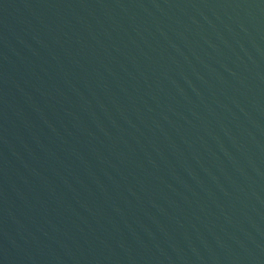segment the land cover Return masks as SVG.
Returning a JSON list of instances; mask_svg holds the SVG:
<instances>
[{"label": "water", "instance_id": "obj_1", "mask_svg": "<svg viewBox=\"0 0 264 264\" xmlns=\"http://www.w3.org/2000/svg\"><path fill=\"white\" fill-rule=\"evenodd\" d=\"M0 264H264V0H0Z\"/></svg>", "mask_w": 264, "mask_h": 264}]
</instances>
